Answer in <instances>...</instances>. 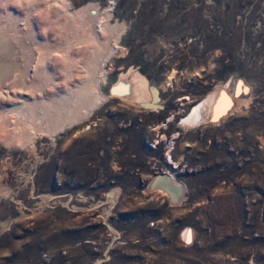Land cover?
I'll return each mask as SVG.
<instances>
[{
	"label": "rangeland",
	"instance_id": "374dc122",
	"mask_svg": "<svg viewBox=\"0 0 264 264\" xmlns=\"http://www.w3.org/2000/svg\"><path fill=\"white\" fill-rule=\"evenodd\" d=\"M12 1L0 33L24 44L0 52L4 93L21 78L16 54L42 49L62 86L61 51L78 79L104 49L87 117L25 146L0 131V264H264V0H53L47 11L39 0L29 14ZM63 6L91 13L89 26ZM133 70L151 103L113 92ZM216 90L227 97L217 120L180 125Z\"/></svg>",
	"mask_w": 264,
	"mask_h": 264
},
{
	"label": "bare ground",
	"instance_id": "6f19581e",
	"mask_svg": "<svg viewBox=\"0 0 264 264\" xmlns=\"http://www.w3.org/2000/svg\"><path fill=\"white\" fill-rule=\"evenodd\" d=\"M1 1L6 3L9 0H0V3ZM15 1L16 2L12 1L13 3L10 2L12 3L11 6L14 4V6L19 7L18 9H23V11L25 9L27 13L35 8V3L39 2V0ZM41 1H44L42 6H44L47 11L48 5H51L53 0ZM55 1L59 2V0ZM6 9L7 12L11 14V7ZM60 12L61 14L66 13L65 16H68L71 20L73 19L76 24L80 25V28L89 26L91 23L88 22L89 17L93 16L91 13L90 16L87 10L73 13L69 12L66 6H63L59 13ZM48 15L49 13H46L44 21H46L48 27H50L52 23L49 22L51 19H49ZM0 29V31L4 30L2 27ZM102 29L111 32L108 26ZM3 32H1L2 34L0 33V52H6L11 48L17 47L18 44H24V41L18 38L7 39L9 32ZM18 41L19 43H17ZM103 49L104 48L99 45V47H95L92 50L87 62L85 61L86 64L80 69V72L82 70L83 75L81 74V78L78 79H76L77 77L72 78L74 74L73 68H75V65L73 64L74 61H70V56H67L61 51V57H58L55 60L56 65L53 68L56 70L59 69L62 72H64L63 70H66V83L62 86L55 83L51 85L53 81L51 76L52 72L50 70L51 67L48 65V56L42 49L34 58L29 57L28 55L24 56L16 54L14 60L17 61L18 64L19 58L22 57L24 60L23 65L20 66L17 64L14 68H9L10 73H19L21 76L20 81H15L17 87L15 86L13 92H3V82L8 81V79L6 78V72L0 71V131L8 130V136L4 139V144L7 146L19 141L25 146L33 142L34 136L38 132L51 133L55 128L69 126L71 123H75L81 118L87 117L95 107V99L93 98V95H95L94 90L98 87L97 82L100 77L98 69L100 68L99 62ZM59 60L63 62V64H59L60 66L58 65V63H60ZM8 66H13V64H9ZM29 68L34 69V74L38 73L41 76L42 73V75L45 76L44 78H46L45 81L36 82L34 81L35 78L32 79L31 76H28L26 79L25 73L29 72ZM171 77H173V75ZM28 79L30 81H27ZM125 85H128L129 87H126ZM113 92L116 94L118 93L124 98L126 97L142 104H149L152 102V94L149 89L148 81L146 77L138 71L133 70L127 74L124 73L119 83L114 86ZM224 95L225 93H223L222 90H216L202 99L193 106L191 111L185 117L181 119L180 125L190 127L210 120H217L226 110L227 97ZM160 185H163L162 187L165 189L164 191L168 192L174 201H176L177 196L179 197L181 194L180 189L182 190V188L180 185L174 183V177L171 179L168 177L163 178L160 181ZM182 238L186 240L191 239L189 228L184 231Z\"/></svg>",
	"mask_w": 264,
	"mask_h": 264
},
{
	"label": "water",
	"instance_id": "95a60500",
	"mask_svg": "<svg viewBox=\"0 0 264 264\" xmlns=\"http://www.w3.org/2000/svg\"><path fill=\"white\" fill-rule=\"evenodd\" d=\"M180 192H181V189H180ZM180 192H179V193H180Z\"/></svg>",
	"mask_w": 264,
	"mask_h": 264
}]
</instances>
